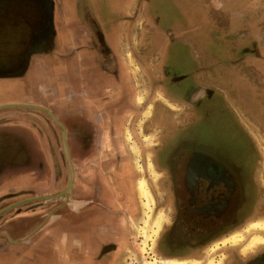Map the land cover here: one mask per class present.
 Wrapping results in <instances>:
<instances>
[{
	"label": "flooded vegetation",
	"instance_id": "af4514ba",
	"mask_svg": "<svg viewBox=\"0 0 264 264\" xmlns=\"http://www.w3.org/2000/svg\"><path fill=\"white\" fill-rule=\"evenodd\" d=\"M120 1L117 13L107 14L105 23L108 27L102 29L94 19H85L77 10V5L72 6L69 19L58 16V13L61 14L60 7L67 0H0V80L24 75L26 66L37 55L53 54L51 57L54 60L43 57L44 60L63 62L57 55L64 43L74 48L65 53L69 60H75L78 66L79 55L85 50L89 54L85 58H91L92 65L96 64L101 73H108L112 79L103 91L95 92L93 99L71 101L66 118L60 119L53 112L66 128L72 161L83 164L85 168L76 175L72 197L54 198L16 208L12 212L14 217L24 209L34 210L41 204L46 207L41 212L44 214L41 223L15 238L17 241L29 236L32 240L40 231L38 227L48 217L49 221L68 218L77 230L85 224L81 221L85 214L93 218V212L100 211L102 221L109 223L104 235L111 239L103 245L99 256H89L90 259L86 256L89 261L86 263L122 264L124 248L129 246V227L137 214V197L133 199L132 196L135 197L133 190L136 188L137 191L139 180L134 181L130 160H126L128 154L120 150L121 146L133 150L126 137L127 130H131L136 139L140 132L153 137L154 144L147 146L138 139L142 151V155L138 156L145 160L146 168L142 165V170L135 169L141 175L146 172V177L150 178L149 163L152 164L153 171L160 177V189L166 196L164 203L171 213L152 249V259L158 264H164L160 261L164 259L202 260L205 247L208 249L214 242L227 237L229 232L240 228L244 230L250 221L257 220V210L264 206V190L258 180L264 167V139L256 141L248 130L250 139H241L238 144L242 150L239 156L229 149L228 144L219 146L222 150L216 148V154L205 151L202 144L196 141L179 142L170 148L164 141L165 137L175 130H184L185 133L193 122H202L209 114L221 119L229 128V134L240 133L231 122V110L226 107L228 100L197 86L194 81L193 75L200 71L201 63L210 58L204 57L200 61L193 51L190 54L184 51L177 53L173 60L167 57L158 60L157 57L153 68L146 66V44L153 36L139 35L136 20H131V34L118 36L116 26L125 15L121 11L124 0ZM135 7L141 10L142 6L138 4ZM121 19L123 23L125 20ZM67 25L75 30V38L69 37V42L63 38ZM138 38L140 45L135 49L133 45ZM117 43L123 50H117ZM252 45L254 50L256 45ZM131 47H134L133 50ZM128 48L129 52L126 51ZM127 57L132 62V65L128 64L129 68L124 63ZM115 59H122L123 65L116 67L113 74L105 69V64L111 65ZM77 70L70 76L75 82V89L79 77H83L87 81V90L88 81L98 72L81 74ZM203 71L207 73L208 70ZM139 97L143 99L142 104L138 103ZM215 100L224 103L225 107L214 106ZM150 105L151 114L145 118ZM79 106L80 113L75 109ZM41 116L51 124L54 138L58 141L59 174L64 177V189L69 184V176L59 129L48 116ZM256 119L259 123L257 127L263 132L264 117ZM106 163L111 165L106 166ZM108 180H114L117 186L112 187ZM250 207L255 210L247 215ZM89 235L84 237L93 239ZM225 252L228 253L227 264H264V247L246 257L240 255V248L226 247L222 253Z\"/></svg>",
	"mask_w": 264,
	"mask_h": 264
},
{
	"label": "crops",
	"instance_id": "0c3cea01",
	"mask_svg": "<svg viewBox=\"0 0 264 264\" xmlns=\"http://www.w3.org/2000/svg\"><path fill=\"white\" fill-rule=\"evenodd\" d=\"M120 2V0H67L60 7L61 14L58 13V16L69 19L72 6L77 5V10L82 12L85 19H94L103 29L105 26L108 27L105 23L107 14L117 13L118 7L121 5ZM252 2L253 0L249 1L245 10L227 12L226 5L222 0H124L121 11L125 15L121 18H124L125 21L122 23L120 18L116 29L119 30L118 36H127L132 31L131 20H136V29L138 28L139 35L145 33L153 36L149 44H146L145 50L146 66L152 68L155 67L157 57L158 60L165 57L173 60L179 52L187 51L190 54V48L209 47L210 51L203 55L211 60L203 61L200 71L193 75L196 85L232 102L234 111L247 117L249 122L255 125L253 126L254 130L249 129L250 136L256 141H261L264 138V130L262 132L257 127L259 123L251 120L252 116L258 118V115H253L250 103L244 104V108L240 110L241 106L238 100L241 91L247 90L256 98L253 110L259 112L261 107L258 103L260 100L257 98L264 94L262 88L264 84V54L260 47L261 43L256 44V50L252 49L254 45H252V33H250L251 19H260L261 12H252ZM170 3L174 5L175 12L170 9ZM138 4L142 6L141 10L135 7ZM193 8L194 11H192ZM197 8L199 9L197 10ZM223 10L225 11L223 12ZM202 24L207 25L206 29H199V25ZM258 26L255 31H258L259 34ZM66 29L67 31L63 32V38L69 42V37L75 38V30L68 25ZM255 34L257 35V33ZM139 45L138 38L133 46L136 49L139 48ZM119 46L117 43V50ZM133 48L131 47V50ZM71 50L74 48L72 49L66 43L59 47L57 56L63 62L44 60L43 57L53 59L51 57L53 54L34 56L26 66L24 75L0 81L21 78H25L26 81L28 78L30 82L27 84L29 87L27 92L22 91L23 86L19 85H14L18 89V93L13 92L9 85V93L11 92L9 95L19 97L25 94L24 99L28 104L24 105L47 108L52 113L61 114L66 118L71 101L83 100V98L93 99L95 92L103 91L107 82L112 80L108 73H101L96 64L92 65L91 58H85L89 55L84 52L85 50L79 55L77 66L74 63L75 60L67 58L66 54ZM126 51L129 52V48ZM214 51L216 55H214ZM113 56L117 58V55ZM121 60L115 59L111 65L107 64L106 66L105 64V69L113 73L116 67L123 65ZM124 63L127 66L128 64L132 65L128 57ZM75 67L81 74L87 73V71L92 74L98 72L93 79L88 81L87 90L85 87L87 81L83 77H79V84H76L75 89V82L70 77L71 73L76 71ZM204 69L208 70L207 73L203 71ZM30 72H32L31 75ZM80 107L75 108L77 112L81 109ZM6 110H15L18 113L10 117H0V173L3 171L0 177V211L9 209L16 204L19 206L0 215V264H87L86 256L88 259H90L89 256H99L103 245L109 243L111 239L104 235L107 232L106 225L109 223L102 221L99 216L100 211H94L93 218L89 216L90 214H85L81 220L85 224L77 230L74 223L69 222L68 218L49 221L48 217V220L42 222L38 227L40 231L32 240H29V236H27L16 241L17 235L19 237L41 223L44 218V214L41 212L43 213L46 207L41 204L34 210L24 209L15 217L12 212L23 205L35 202L43 203L46 200L27 201L57 194L65 188H62L64 177H60L59 174L58 141L54 138V129L51 124L41 116L46 114L31 109H3L0 113ZM15 131H26L27 137L34 141L36 161L29 163V169L27 168L25 171L21 169L10 174L4 171L6 169H4L5 166L3 168V165L6 161V145L11 141L20 142L19 139L15 140V135L13 137ZM260 132L263 134L261 135ZM20 136L19 133L18 137ZM54 175L58 176L59 180L57 179L56 184L50 185V180L54 182ZM61 181L62 183L57 185ZM13 184L18 185L16 187ZM112 225L115 226V224ZM85 234H90L89 236H92L94 240L84 237ZM76 237H79L78 241H76Z\"/></svg>",
	"mask_w": 264,
	"mask_h": 264
},
{
	"label": "rangeland",
	"instance_id": "374dc122",
	"mask_svg": "<svg viewBox=\"0 0 264 264\" xmlns=\"http://www.w3.org/2000/svg\"><path fill=\"white\" fill-rule=\"evenodd\" d=\"M222 1H223L224 5H226L225 9L227 12L230 10L237 12V11L245 10L247 8V5L249 4L250 0H222ZM173 6L174 5H171V3L169 4V7L172 10V12H175V8ZM251 6H252V12H256V11L261 12V18L260 19H251V31H250V33H252V41L255 45L258 43H261L260 47L262 48L263 54H264V0H253ZM167 7H168V4H167ZM198 9L199 8H197V10ZM194 10L195 9L193 8L192 11H194ZM224 11L225 10H223V12ZM166 20H169V19L166 18ZM258 24H259V26H258ZM257 26L259 29V34H258V31H255ZM206 27H207L206 24L199 25V29H201V30L206 29ZM255 33H257V35ZM190 49H192L191 51H193L194 55L200 61L204 59L203 54H206L210 51V50H208L209 47H204L202 49H195V48H190ZM0 66H1V64H0ZM29 74L31 75L32 72H30ZM263 75H264V71H263ZM139 76H140V74H139ZM26 79H27L26 81H25V78L0 81V106L4 105V104H28L26 102V100L24 99L25 94L22 96H19V97H17V96L11 97L9 95L11 92L9 93L10 89L8 88L10 85L11 90L13 92L18 93V89L15 88L14 85H16V86L19 85V86H23L21 89L22 91L27 92V90H29V87H27V84L30 81L28 78H26ZM262 88H263V93H264V84H263ZM159 96L162 97V95H159ZM61 98L63 99V96H61ZM238 100H239V105L241 106V108H239L240 110H242L244 108V104L246 105V104L250 103L252 105L251 108H252L253 115H258L257 117H259V116L264 117V94H262V96L257 98V100H260V102L257 101L261 107V108H259V112H256L253 110L254 104L256 103L255 102L256 98L254 97V95L250 94L247 90L241 91V96L238 98ZM142 102H143V99L141 97H139L138 103L142 104ZM223 104L220 103L219 100L214 101V106H217V107L219 106L220 108L225 107V104L224 105ZM226 107L230 108V110H231V122L234 124V126H236L235 130L238 131V133H240V135L239 134H237V135L233 134L232 135V132L229 134V128L227 126L226 127L224 126V123L220 121L221 119L218 120L217 116H215L214 114H209L208 118L206 117L205 119H203L202 122H199V121L193 122V121H195V120H193L192 121L193 123L191 124L192 127L189 128L185 133H184V130H182V132L177 131V130L173 131V133H171L172 135L164 138L165 143L170 148H173L179 142H186L187 141V142L192 143V141H196V142H200L202 144L203 148L206 149L205 151H207V152L210 151L213 154H216L217 149H221L220 147H222L223 144H228L229 149L232 150V152L235 155L239 156L238 153L241 152L242 150H241V146L238 144L242 141L241 139L246 140L249 138L247 135V133L249 132L248 130L249 129L254 130L253 126H255V125H252V123L249 122V119L247 117H244L243 115H240L238 113L233 112L235 109H234L232 102L228 101ZM232 109H233V111H232ZM151 110H152V106L150 105V107L148 108L149 113L148 112L145 113V118L147 117L146 116L147 114H149V115L151 114ZM16 113H18V111L6 110V111H3L0 113V117H7V116L10 117L13 114L15 115ZM56 115L58 118L62 119L61 114L57 113ZM214 116H215V118H214ZM252 117L253 118L251 120L256 121L258 123V120L254 116H252ZM51 122L53 123L52 120H51ZM141 124H142V122H141ZM141 124H140V128H142V126H143ZM248 124L250 125V127ZM19 133L21 135L20 137H18ZM59 133H60L61 143H62V136H61L60 129H59ZM133 134L134 133L131 130H127V132H126L127 140L130 143L132 149L133 148L134 149L132 151H129L127 149V146H125V147L121 146L120 150L123 152V154H128L126 160H128V159L130 160L129 165L131 166V169L134 172L133 173V175L135 176L134 181L140 180V179H144V181H146V185H147L148 190H149V192L152 196V199H153V211L151 212L150 217L148 219L146 217V214H145L144 200L142 199V197L140 196V194L138 192V186H137V191H136V188H134L133 192H134L135 197L132 196V198L134 199L137 197L136 198V200H137V209H136L137 214L135 216L134 223L130 227L128 226L129 232H130V233H128L129 234V239H128V241H129L128 245L129 246L124 248V251H123V254L121 257H122V264H150L151 261L154 260V259H152L154 256L151 254L152 249L155 246V243H156L158 237L160 236V233L163 230L164 224L165 223L167 224L169 222L170 217H171V213H170V210L167 208L166 204L164 203V199L166 198V196L164 195V193L160 189V184L158 182V180L160 178L159 175L154 171L156 174V176H155L150 171V175H148V176H150V178L149 177L147 178L146 172L143 174L144 175L143 176V175H141L140 172H139L140 174L137 172V169H135V168H138L139 170H142V165L146 168L145 160L138 156V155H142V151L140 149L139 143L137 142L138 139L142 142H145L146 146H147V144H149V145L154 144L153 137L146 136V135L144 136L142 134V132H140L138 134V139H136ZM14 135L16 138L15 140L19 139L20 142L11 141L9 144L6 145L7 146L6 153H5V159H6L5 163L6 164L4 163V165H3V168L5 166L4 169H6V170H4V169L3 170L6 173H10V174L13 173L14 171H19L21 169H23V171H25L27 168L29 169V167H30L29 163H35V161H36L35 143L33 140H31L30 138L27 137L28 134H26V131L25 132L24 131H20V132L15 131V132H13V137H14ZM26 137H27V139H26ZM262 139H264V138H262ZM20 143H23V144L21 145ZM62 147H63V144H62ZM63 151H64V147H63ZM64 155H65V152H64ZM65 162H66V158H65ZM66 165H67V162H66ZM72 165L74 168L75 178H76L77 173L83 172L82 168H85V167L83 164H77V163H74L73 161H72ZM108 165H111V163L110 164L106 163V166H108ZM263 166H264V164H263ZM67 169H68V176H70V171H69L68 165H67ZM107 169L109 170V168H107ZM2 172L0 173V177L3 174ZM108 174L110 175L112 173H108ZM53 177H54L53 178L54 182L50 180V185L56 184L57 179L59 180L58 176L54 175ZM258 180H259V183L261 184V186L263 187V190H264V167H262L260 172H259ZM111 181L112 182H110V181L108 182L109 185H111L112 187L117 186V184L114 182V180H111ZM61 183H62V181L59 182L57 185H59ZM138 183H139V181H138ZM13 185L17 187L18 184H13ZM124 200H125V198H124ZM251 210H255V208L250 207L247 215L251 214L250 213V212H252ZM257 211H258L259 218L257 216L256 217L257 220L250 221L244 227V230H242L243 228H240V230H238V231L233 230L232 232H229L230 234L227 237H225L224 239L217 241V242H214L212 245H210L208 247V249L205 247L204 250L206 251V253L203 254L204 256L202 257V260H199V259H187V260L164 259V260H160L158 258H155V259L162 261V263H164V264H176V263H181V262H186L187 264L192 263V262H196L197 264H208L212 259L219 260L220 261L219 264H227L228 253H226V252H225L226 254L222 253V252H224V249H226V247L227 248L228 247L229 248H240V255L242 257H246L249 254L254 253L256 250H258V248L264 247V243H261L256 248H254L253 250L244 252V249L247 247V245L250 243V241L252 240V238L255 235H259L260 237H264V231H258L256 229H252V228L250 229L251 225H253L256 222H261V223L264 222V206L258 208ZM160 217H163V219L161 220V222H162L161 223V229H160L156 239L154 240V243L152 244V248H151L150 252L146 253V251H144V250H145V245L147 244V241H148V237L152 232V228L154 227V224L156 223V221ZM234 235H241L243 237V241L240 242L239 244H225L224 245L222 243L224 240H226V239H228ZM248 237H249V239H248ZM217 244H218V247H216ZM156 264H158V263H156Z\"/></svg>",
	"mask_w": 264,
	"mask_h": 264
},
{
	"label": "bare ground",
	"instance_id": "6f19581e",
	"mask_svg": "<svg viewBox=\"0 0 264 264\" xmlns=\"http://www.w3.org/2000/svg\"><path fill=\"white\" fill-rule=\"evenodd\" d=\"M134 149V148H133ZM152 164L149 163V169L150 171L156 176L155 172L152 169ZM138 192L140 194V196L142 197V199L144 200V207H145V214L146 217L149 219L151 212L153 211V199L152 196L148 190V187L146 185V181H144V179H140L139 183H138ZM163 219V217L158 218V220L156 221V223L154 224V227L152 228V232L148 237V241L147 244L145 245V250L146 253H149L151 248H152V244L154 243V240L156 239L160 229H161V220ZM147 220V219H146ZM256 229L258 231H264V222H256L253 225H251L250 229ZM243 241V237L241 235H234L226 240H224L222 243L225 244H239L240 242ZM264 243V237H260L259 235H255L252 240L250 241V243L247 245V247L244 249V252L247 251H251L254 248H256L259 244ZM218 247V244L217 246ZM215 249V248H214ZM157 261L152 260L150 264H156ZM220 261L216 260V259H212L208 264H219ZM176 264H187L186 262H182V263H176ZM189 264H197L196 262H192Z\"/></svg>",
	"mask_w": 264,
	"mask_h": 264
},
{
	"label": "water",
	"instance_id": "95a60500",
	"mask_svg": "<svg viewBox=\"0 0 264 264\" xmlns=\"http://www.w3.org/2000/svg\"><path fill=\"white\" fill-rule=\"evenodd\" d=\"M3 109H31V110H37V111L44 112L61 131L62 144L64 147L65 158H66V162H67V165H68V168L70 171L69 184L64 190H62L61 192H59L57 194L47 196V197H42V198L31 199V200H28L27 202L35 201V200H49V199H54V198H62L64 196L72 197L74 184H75V172H74V168L72 165V160H71L69 147H68V143H67V131H66L64 125L62 123H60L57 120V118L54 116V114L47 108L32 106V105H24V104H11V105L0 106V111ZM17 206H19V204H16V205L12 206L11 208H14ZM11 208H9V209H11ZM9 209H6L4 211H0V215H2L4 212H7Z\"/></svg>",
	"mask_w": 264,
	"mask_h": 264
}]
</instances>
